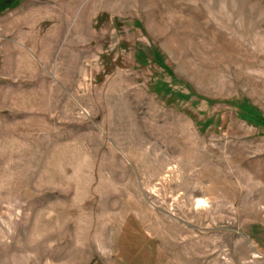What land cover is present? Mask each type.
Instances as JSON below:
<instances>
[{
  "label": "rangeland",
  "instance_id": "rangeland-1",
  "mask_svg": "<svg viewBox=\"0 0 264 264\" xmlns=\"http://www.w3.org/2000/svg\"><path fill=\"white\" fill-rule=\"evenodd\" d=\"M0 264H264V0H0Z\"/></svg>",
  "mask_w": 264,
  "mask_h": 264
},
{
  "label": "trees",
  "instance_id": "trees-1",
  "mask_svg": "<svg viewBox=\"0 0 264 264\" xmlns=\"http://www.w3.org/2000/svg\"><path fill=\"white\" fill-rule=\"evenodd\" d=\"M250 106L253 107L252 105H250ZM253 108H254V107H253ZM256 110H257V109H256ZM256 112L258 113L259 111L257 110ZM256 112H255V113H256ZM258 114H259V113H258ZM255 115H257V114H255ZM258 116H259V115H258Z\"/></svg>",
  "mask_w": 264,
  "mask_h": 264
},
{
  "label": "bare ground",
  "instance_id": "bare-ground-1",
  "mask_svg": "<svg viewBox=\"0 0 264 264\" xmlns=\"http://www.w3.org/2000/svg\"><path fill=\"white\" fill-rule=\"evenodd\" d=\"M202 202H203V201H201L200 199L198 200V203H200V204H201Z\"/></svg>",
  "mask_w": 264,
  "mask_h": 264
}]
</instances>
